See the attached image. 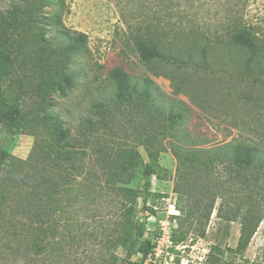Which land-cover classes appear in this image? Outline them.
<instances>
[{
  "label": "rangeland",
  "instance_id": "rangeland-1",
  "mask_svg": "<svg viewBox=\"0 0 264 264\" xmlns=\"http://www.w3.org/2000/svg\"><path fill=\"white\" fill-rule=\"evenodd\" d=\"M48 10L53 11L54 7ZM54 13L60 16V21L43 25L44 39L34 28L23 32L15 29L16 32H8L5 37L0 30V53L10 68L9 84L5 87L21 109L18 130L11 132L0 126V149L26 159L33 143L40 140L49 144L52 159L60 154L59 159L64 161V154L56 152L54 132L56 123H62L69 129L71 142L79 149L75 154L79 159L76 164L83 166L87 161L88 168L96 171L94 159L88 161L89 156L80 151L83 146L95 151L104 135L99 137V131L89 127L88 130L94 132L88 140L81 122L89 117L96 119L97 112L103 109L100 104L98 108L94 105L102 103L109 127L116 136L124 137L117 140L138 153L135 165L123 175L131 178V186L142 188V163L149 161L143 147L145 136L153 133L165 146L158 154L159 168L156 175L151 176L152 195L147 198V204L157 206L159 214L163 215L164 201L153 193H163L165 197L172 193L176 205L184 207L195 201L173 191L177 160L171 153V144L178 143L184 148L189 143L209 147L239 141L264 147V54L246 65L245 51L230 42L232 34L246 29L254 35L259 54L264 53V0H64ZM64 31L86 34L85 47L75 53H60L66 41ZM136 38L152 39L163 49L177 50L179 56L165 55L149 62L141 60L135 47ZM201 47L207 49L206 63L199 58L197 49ZM189 51L193 58L185 56ZM114 67H122L139 90L143 78L148 77L154 89L152 105L138 96L133 97L131 103L112 104L114 87L109 82V71ZM66 75L71 77V85L63 81ZM57 82L65 87L64 92L58 89ZM179 110L183 118H173ZM36 117L42 120H34ZM167 128H176L173 136L166 134ZM185 133L190 134L187 135L189 140ZM118 170L114 168L115 172ZM20 175L11 183L17 196L18 189L25 191L35 177L32 170ZM191 176L185 174V179L177 181L182 186L186 181L194 183ZM52 178L51 184L58 181V175L53 174ZM205 181L201 177L197 180L198 186H193L195 198L207 196L201 189ZM38 188L41 193L42 188ZM58 189V194L52 192L50 198L53 203L60 200L61 207L65 191L61 186ZM203 189L205 192V187ZM219 202L217 198L204 225L199 223L201 217L186 221L187 238L181 242L173 240L170 264H223L225 261L264 264V217L244 253L235 254L231 249L235 248L239 236V220L226 221L218 217ZM262 203L260 209L264 214L263 199ZM140 204L139 199L137 209ZM4 208L3 204L0 215ZM33 209L38 214V206ZM143 211L135 216L145 222V233L138 243L152 233V222L148 220L151 213ZM61 216L59 210L49 217L61 219L62 227ZM178 217L175 235L179 234L178 224L184 218L181 213ZM24 221L16 219L18 225ZM190 223L192 226L188 228ZM0 224L3 228L1 219ZM200 226L205 229L203 236L198 234ZM4 241L1 240L0 246ZM213 245L219 246L221 252L210 255ZM117 254L124 257V249H117ZM139 259L135 254L131 261Z\"/></svg>",
  "mask_w": 264,
  "mask_h": 264
},
{
  "label": "trees",
  "instance_id": "trees-1",
  "mask_svg": "<svg viewBox=\"0 0 264 264\" xmlns=\"http://www.w3.org/2000/svg\"><path fill=\"white\" fill-rule=\"evenodd\" d=\"M63 2L64 0H0L2 37L8 32H16L15 29L23 32L34 28L39 33L38 36L44 39L43 25L60 21V16L54 11L60 5L62 7ZM50 6L54 7L53 11L48 10ZM43 19L48 21L45 23ZM63 35L66 36V41L62 44L60 53H75L85 47L86 34L64 31ZM230 42L245 51L246 65L252 64L264 54H259L254 35L246 29L232 34ZM135 47L140 59L148 62L164 58L165 55L169 58L179 56L177 50L163 49L159 42L152 39L136 38ZM197 51L200 61L206 63V47ZM191 54L192 51H189L185 56L193 58ZM9 73V64L0 53V126L14 132L21 127V109L6 89ZM63 81L71 85L70 76H63ZM109 82L114 87L112 104L131 103L132 98L138 96L152 105L150 101L153 99L154 89L148 77L143 78L139 90L137 83L131 80L122 67H114L109 71ZM56 86L62 92L65 91L61 82H57ZM99 104L103 110L97 112V118L89 117L81 122L83 134L88 140L94 132L88 130L89 127L99 131V137L104 135L95 151L85 146L80 151L84 156H89L88 161L94 159L96 171L88 168L87 161L83 166L76 164V159H79L75 154L79 149L71 142L69 129L62 123H56L54 132L57 139L56 152L64 154V161L59 159L60 154L52 159L49 144L40 140L33 143L26 159L17 158L5 149H0V207L3 204L5 207L0 215L1 221H4L3 228L0 224V242L5 239L0 246V264H140V259L131 261L132 256L144 254L150 248L148 237L138 243L145 233V222L135 216L142 210L154 212L147 204V198L152 195L151 176L156 175L159 168L158 154L165 150V146L156 140L153 133L145 136L143 147L149 161L142 163V188L131 186V178L123 175L135 165L138 153L135 148L120 141L124 137L114 134V129L109 127L110 122L104 116L107 114L105 106L102 103L94 106L98 108ZM156 112L161 114L160 109ZM172 117L183 118V113L179 110ZM34 120L42 119L36 117ZM170 129L167 128L165 132L173 136L172 131L176 128ZM187 135L190 136L185 133V138H188ZM170 146L171 153L177 160L173 191L179 196L191 197V202L195 200L185 207L177 204L184 218L178 224L179 234L175 235L173 232V240L181 242L187 238L188 229L184 228L191 217H201L199 223L204 225L219 198L217 216L226 221L238 219L240 224L237 243L231 251L243 254L264 217L260 209L262 199L264 200V147L239 141L209 147L196 143H189L186 148L178 143ZM116 167L119 169L117 172L114 171ZM25 170L34 172V182H29L25 191L18 189L17 196L11 183ZM49 173L58 175V181L51 184L53 178ZM185 174L192 175L194 183L185 180L183 186L179 184L178 178L185 179ZM201 177L206 180L201 189L207 196L195 198L196 189L193 186H198L197 180ZM59 186L65 191L61 207L58 205L60 200L53 203L50 198L52 192L58 194ZM38 187L42 188L41 193ZM153 195L164 196L163 193ZM139 199L141 204L137 209ZM36 204L38 214L33 209L34 206L37 207ZM59 210L63 214L62 227L61 219L49 217L52 212ZM18 218L25 221L18 225ZM191 226L192 223L188 228ZM204 232V227L200 226L198 234L203 236ZM119 248L124 249V257L117 254ZM212 249L210 255L216 251L221 252L219 246L213 245ZM223 264L238 263L225 261Z\"/></svg>",
  "mask_w": 264,
  "mask_h": 264
},
{
  "label": "built area",
  "instance_id": "built-area-1",
  "mask_svg": "<svg viewBox=\"0 0 264 264\" xmlns=\"http://www.w3.org/2000/svg\"><path fill=\"white\" fill-rule=\"evenodd\" d=\"M174 194L163 196L164 206L163 215L159 214V209L155 205H150L154 212H150L148 220L150 224L151 235L150 248L144 254L138 253L140 264H170L172 260L173 231L176 228V221L180 215V210L177 207L174 199Z\"/></svg>",
  "mask_w": 264,
  "mask_h": 264
},
{
  "label": "water",
  "instance_id": "water-1",
  "mask_svg": "<svg viewBox=\"0 0 264 264\" xmlns=\"http://www.w3.org/2000/svg\"><path fill=\"white\" fill-rule=\"evenodd\" d=\"M144 212V211H143Z\"/></svg>",
  "mask_w": 264,
  "mask_h": 264
}]
</instances>
